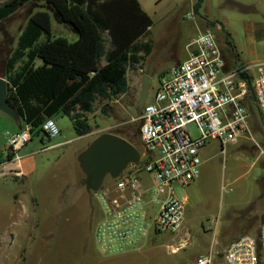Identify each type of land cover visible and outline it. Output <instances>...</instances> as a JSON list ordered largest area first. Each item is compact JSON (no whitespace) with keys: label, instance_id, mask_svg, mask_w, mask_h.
Segmentation results:
<instances>
[{"label":"rangeland","instance_id":"obj_1","mask_svg":"<svg viewBox=\"0 0 264 264\" xmlns=\"http://www.w3.org/2000/svg\"><path fill=\"white\" fill-rule=\"evenodd\" d=\"M140 3L152 20L142 39L150 49L142 65L128 68L127 93L94 102V111L86 114L92 130L85 139L45 150L51 142L45 138L42 142V135L33 133L18 154L36 151L35 171L22 181L0 176V264H195L198 255L209 252L213 264H225L223 252L228 243L244 234L256 235L264 221V129L251 123L253 140L239 138L223 147L210 141L199 150V177L184 186L173 184L175 196L183 201L185 230L175 237L151 230L136 247L123 253L104 255L98 251L93 229L100 218V205L95 193L83 186L79 151L104 132H138L135 118L140 114L137 100L143 76L150 78L145 101L150 103L159 76L187 57V44L205 31V26L217 36L224 54L237 57L240 66L249 68L251 77L256 75L255 65L264 62V0ZM42 5L41 0H31L0 23V56L16 45L29 12L45 10ZM49 14L53 37L70 42L77 39L67 24ZM44 39L42 35L39 43ZM1 116L8 118L0 111ZM54 120L62 131L59 136L64 140L75 137L67 117ZM7 122L0 120V145L14 126ZM137 136L136 147L144 154ZM144 161L142 156L140 164ZM114 182L107 176L102 186L112 188ZM173 247L178 249L173 251Z\"/></svg>","mask_w":264,"mask_h":264},{"label":"built area","instance_id":"obj_2","mask_svg":"<svg viewBox=\"0 0 264 264\" xmlns=\"http://www.w3.org/2000/svg\"><path fill=\"white\" fill-rule=\"evenodd\" d=\"M186 48L187 57L159 77L153 101L145 102L135 118L145 161L130 164L117 178H111L115 181L112 188L101 186L94 192L102 216L93 236L104 255L124 252L151 230L173 235L180 232L183 201L175 196L173 184L184 186L199 177V150L210 141L216 140L223 147L239 138L253 140L249 97L264 128V62L255 65L256 75L251 77L247 66L229 62L209 29L198 33ZM42 131L45 139L60 134L52 118L43 122ZM29 140L28 126L10 134L3 157L17 158ZM256 147L260 148L257 143ZM142 172L149 176L148 183ZM6 174L1 171V175ZM213 261L209 252L199 256L195 264ZM223 261L264 264V221L256 235L244 234L229 242Z\"/></svg>","mask_w":264,"mask_h":264},{"label":"trees","instance_id":"obj_3","mask_svg":"<svg viewBox=\"0 0 264 264\" xmlns=\"http://www.w3.org/2000/svg\"><path fill=\"white\" fill-rule=\"evenodd\" d=\"M30 1L0 0V23ZM41 1L45 10L29 12L16 45L0 56V77L8 82V102L22 125L30 128L31 136L40 134L43 142V122L60 113L71 121L75 134L82 136L92 130L86 114L94 111L97 99L127 93L128 68L142 65L149 52V43L142 39L152 20L139 0ZM49 12L57 22L67 24L77 39L53 37ZM42 35L45 39L39 43ZM249 98L253 126L263 130ZM113 134L136 147L139 126L138 132Z\"/></svg>","mask_w":264,"mask_h":264},{"label":"water","instance_id":"obj_4","mask_svg":"<svg viewBox=\"0 0 264 264\" xmlns=\"http://www.w3.org/2000/svg\"><path fill=\"white\" fill-rule=\"evenodd\" d=\"M5 78L0 77V111L7 114L15 122L19 120L17 113L7 99ZM150 88V78L143 76L142 85L137 100V109L142 110ZM141 159L139 150L113 133L99 134L78 155L79 165L85 174L83 184L88 192H96L102 186L105 177L117 178L128 165L136 164Z\"/></svg>","mask_w":264,"mask_h":264},{"label":"crops","instance_id":"obj_5","mask_svg":"<svg viewBox=\"0 0 264 264\" xmlns=\"http://www.w3.org/2000/svg\"><path fill=\"white\" fill-rule=\"evenodd\" d=\"M140 1V0H139ZM205 29H208V27L205 26L204 30ZM227 59L229 60V62H232L234 61V63H237V57H233L231 56V54L229 55H226ZM181 61H177L176 63H179ZM4 113V112H3ZM5 114V113H4ZM6 117L8 118H5V116H1L0 117V120L1 122H3L4 124H7L8 122L7 121H11V123L14 125L13 126V129L12 131H10V134L12 133H15L19 130H21L22 128H24L25 126L22 125V123L18 120L17 122H15L11 117H9L7 114H5ZM59 119H62L63 117H65L63 114H58L56 115ZM54 116V117H56ZM54 117H52V119L54 120ZM9 119V120H7ZM55 121V120H54ZM56 123V122H55ZM60 129V128H59ZM74 131V129H73ZM62 133L61 129H60V134ZM75 133V132H74ZM59 134V135H60ZM89 134H91V132L85 134V135H82V136H77L75 134V137L73 138H70V139H66L64 140L62 136H56L54 138H50V139H45L46 142H51L46 148L45 150H51V149H55V148H58V147H61L65 144H67V142L73 140V139H85V137H87ZM44 141V140H43ZM5 144H6V141L4 140V142L0 145V156L2 157V161L0 162V176H3L1 175V171H5L7 172V174L5 176H11L13 177L15 180L17 181H22L23 178L31 175L34 171H35V162H34V152L36 151H31L29 153H25V154H16L17 158H11L10 161H7V160H4L3 158V154H4V149H5ZM87 146V145H86ZM23 149V148H22ZM86 149V147H84L82 150ZM82 150H80L79 152H82ZM13 171H18L19 172V175H15L13 174ZM84 178H85V174H84ZM143 180L145 181V183H148L149 182V176L147 175H144L143 176ZM84 186V184H83ZM85 187V186H84ZM86 189V188H85ZM87 191V190H86ZM88 192V191H87ZM90 193V192H89ZM260 197V196H259ZM257 197V198H259ZM264 211V210H262ZM102 216V210L100 208V218ZM99 218V219H100ZM98 219V220H99ZM183 225H182V229L180 230L181 232L185 229H183ZM177 234H172L173 237L177 236ZM146 237V236H145ZM139 242H137L135 245L129 247V248H134L136 247V245L138 244ZM129 248H127L125 251H127ZM178 249V247H173V251H176ZM124 251V252H125ZM123 253V252H122ZM202 254L198 255L197 258L199 256H201Z\"/></svg>","mask_w":264,"mask_h":264},{"label":"flooded vegetation","instance_id":"obj_6","mask_svg":"<svg viewBox=\"0 0 264 264\" xmlns=\"http://www.w3.org/2000/svg\"><path fill=\"white\" fill-rule=\"evenodd\" d=\"M215 37H216V39H217V41H218V38H217V36L215 35Z\"/></svg>","mask_w":264,"mask_h":264}]
</instances>
